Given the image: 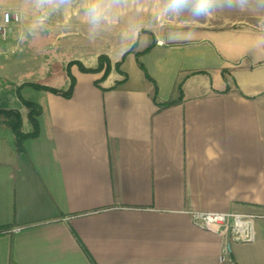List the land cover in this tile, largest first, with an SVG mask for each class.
Here are the masks:
<instances>
[{"label":"crops","instance_id":"1","mask_svg":"<svg viewBox=\"0 0 264 264\" xmlns=\"http://www.w3.org/2000/svg\"><path fill=\"white\" fill-rule=\"evenodd\" d=\"M196 7L0 0V22L18 17L0 40V110L30 134L17 91L41 109L21 152L0 122V264H264V0ZM101 54L124 57L96 86L77 62ZM69 63V97L31 86L66 92ZM193 213L252 216L254 239Z\"/></svg>","mask_w":264,"mask_h":264},{"label":"trees","instance_id":"2","mask_svg":"<svg viewBox=\"0 0 264 264\" xmlns=\"http://www.w3.org/2000/svg\"><path fill=\"white\" fill-rule=\"evenodd\" d=\"M136 61H137L139 68L144 71V68L139 61V54H136ZM71 65H72V63H70L67 67V72H68V75L70 76L71 83H70L69 89L66 92H60V91H57L55 89H51L48 87L35 85V84H32L31 86L37 90H45V91H48V92L53 93V94H60V95L65 96V97H69L73 91V87L75 84V80L70 75V72H69V68ZM78 66H79V70L83 73L101 74V77L94 82V84L96 86H98L101 82L106 80V78L109 76V74L112 70L111 63H110L109 59L105 56L99 57L98 66L95 69H86L81 64H78ZM120 66H121V62L116 63L115 70L120 72ZM145 76L149 81H151V79L148 77L147 74H145ZM17 95H18L20 102L28 109V119L32 125L33 131L30 134L22 133V130H21L22 123H21L20 115H19V112L16 110H0V116L3 117V119H4L3 124L7 128H9L13 134L17 150L19 152H21L23 141L28 139V138H34L38 135L39 126H38L37 118L41 112V109L38 105L22 99L20 94H19V91H17ZM153 99H154V102L156 103V88L154 91ZM172 104H173V102H169V103L164 104L162 106H170Z\"/></svg>","mask_w":264,"mask_h":264},{"label":"built area","instance_id":"3","mask_svg":"<svg viewBox=\"0 0 264 264\" xmlns=\"http://www.w3.org/2000/svg\"><path fill=\"white\" fill-rule=\"evenodd\" d=\"M17 21V16L9 12L3 13L0 22V40H6L10 25ZM158 44L161 45L162 43L158 42ZM192 219L197 226L216 232L223 237H229L235 242L247 243L254 239L252 230L254 217L252 216L226 213H193Z\"/></svg>","mask_w":264,"mask_h":264},{"label":"clouds","instance_id":"4","mask_svg":"<svg viewBox=\"0 0 264 264\" xmlns=\"http://www.w3.org/2000/svg\"><path fill=\"white\" fill-rule=\"evenodd\" d=\"M170 5L172 6V10H178L186 3V0H169ZM218 3V0H197V7L195 9V15H207L212 10V7ZM233 0H228L229 6H232ZM235 3L241 7H243L247 0H235ZM92 14L94 18H98L100 15V11L98 8H92Z\"/></svg>","mask_w":264,"mask_h":264},{"label":"rangeland","instance_id":"5","mask_svg":"<svg viewBox=\"0 0 264 264\" xmlns=\"http://www.w3.org/2000/svg\"><path fill=\"white\" fill-rule=\"evenodd\" d=\"M133 48V47H132ZM101 56H105V57H107L108 59H109V61H110V63H111V67H112V70H115V65H116V63H120L121 62V60L123 59V57H118V58H121L119 61H117L116 62V57H114V56H109V55H105V54H101L99 57H101ZM99 57H98V59H99ZM98 59H97V64H96V67L98 66ZM70 64V63H69ZM68 64V65H69ZM73 64V63H72ZM77 64H80V63H78L77 62ZM82 65V64H81ZM83 66V65H82ZM68 67V66H67ZM79 67V66H78ZM84 67V66H83ZM95 67V68H96ZM85 68V67H84ZM95 68H86V69H95ZM111 70V71H112ZM98 75H100V77H101V74H98ZM26 80H29V79H26ZM6 90L8 91V89L6 88ZM18 96V95H17ZM3 121H4V119H3V117H1L0 116V122H2L3 123Z\"/></svg>","mask_w":264,"mask_h":264}]
</instances>
